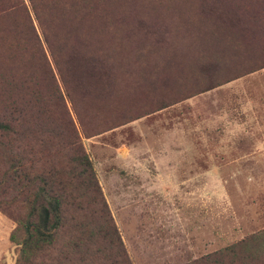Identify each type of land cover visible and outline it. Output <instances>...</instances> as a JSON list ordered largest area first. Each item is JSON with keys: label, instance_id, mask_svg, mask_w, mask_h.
I'll return each instance as SVG.
<instances>
[{"label": "rangeland", "instance_id": "1", "mask_svg": "<svg viewBox=\"0 0 264 264\" xmlns=\"http://www.w3.org/2000/svg\"><path fill=\"white\" fill-rule=\"evenodd\" d=\"M181 1L179 13L131 14L140 24L121 49L124 98L93 108L87 134L66 99L113 236L65 233L34 264H243L217 255L264 232V0ZM214 3L233 29L216 31ZM206 33L227 43L206 46ZM21 199L0 184V264L19 259Z\"/></svg>", "mask_w": 264, "mask_h": 264}, {"label": "trees", "instance_id": "2", "mask_svg": "<svg viewBox=\"0 0 264 264\" xmlns=\"http://www.w3.org/2000/svg\"><path fill=\"white\" fill-rule=\"evenodd\" d=\"M186 5L181 0H27V4L0 0V157L5 167L0 184L22 197L17 264H34L65 233L80 243L85 236H113L108 216L97 207L95 173L66 99L87 134L85 122L94 118L93 108L124 98L125 91L118 86L128 67L122 63L121 49L136 36L135 24H140L131 14L143 6L179 13ZM219 9L214 3L208 12L216 15V31L224 25L233 29L232 17ZM215 34L218 37L206 33V46L227 43L222 33ZM141 65L144 72L149 69L145 62ZM143 79L150 81L152 75ZM89 97L93 102L87 113L84 103ZM86 209L93 210L90 219ZM75 213L85 218L78 220ZM260 254H264V232L217 256L259 264Z\"/></svg>", "mask_w": 264, "mask_h": 264}]
</instances>
